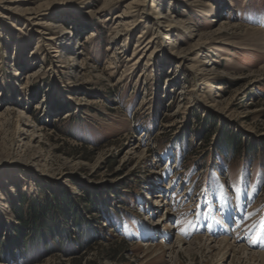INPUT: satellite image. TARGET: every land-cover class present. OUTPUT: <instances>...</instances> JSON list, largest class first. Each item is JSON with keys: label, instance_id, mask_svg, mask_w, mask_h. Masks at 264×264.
I'll use <instances>...</instances> for the list:
<instances>
[{"label": "rangeland", "instance_id": "rangeland-1", "mask_svg": "<svg viewBox=\"0 0 264 264\" xmlns=\"http://www.w3.org/2000/svg\"><path fill=\"white\" fill-rule=\"evenodd\" d=\"M196 238L264 253V0H0V264H263Z\"/></svg>", "mask_w": 264, "mask_h": 264}, {"label": "trees", "instance_id": "trees-1", "mask_svg": "<svg viewBox=\"0 0 264 264\" xmlns=\"http://www.w3.org/2000/svg\"><path fill=\"white\" fill-rule=\"evenodd\" d=\"M18 203V208L14 205L11 206V209L21 228L29 230L30 233L40 232L44 229L48 230V234L51 235L53 231L61 227L58 220L68 219L69 215L73 216L76 214L70 196L65 194V192L56 190H46L40 201L30 200L26 202L20 199ZM62 222L65 223L64 220ZM27 237V235L23 236L21 232L16 233V245L19 246L21 252L26 249L29 243ZM15 254L16 250L13 252V255ZM80 263V257H73L69 264Z\"/></svg>", "mask_w": 264, "mask_h": 264}, {"label": "bare ground", "instance_id": "bare-ground-1", "mask_svg": "<svg viewBox=\"0 0 264 264\" xmlns=\"http://www.w3.org/2000/svg\"><path fill=\"white\" fill-rule=\"evenodd\" d=\"M61 33H64V34H70V32L68 31H62ZM56 53V52H55ZM32 75H29V77H31ZM155 198H161L163 197L161 192H155ZM154 204L155 206H157V209H159V206H161V209H165L164 205H161L160 203H158L157 200L154 201ZM154 204H151L150 206H154ZM154 206V207H155ZM153 207V208H154ZM156 209V208H155ZM167 210V208H166ZM236 212V211H235ZM236 214V213H235ZM238 214V213H237ZM147 215V214H146ZM234 215V214H233ZM236 216V215H235ZM147 218V216L145 217ZM157 222H159L160 224L163 222V221H166L168 220V213L166 212L165 214L159 216L157 219ZM236 220V219H235ZM169 221V220H168ZM152 223H155V222H152ZM230 226V225H229ZM231 227V226H230ZM230 230H232L231 228L228 227V224H225L223 229H222V232H229ZM196 241H199L197 243V245H199L200 247H204L208 250H211V249H219V250H223L224 252L223 253H226L227 251H230V250H233L234 253H236L237 255H247L249 257V259H257L258 262H261L264 264V253L263 252H256V251H249L247 252V249L242 247V246H237V245H233L231 243H229L227 240L225 239H220L219 241H217V245H213V246H210V244L212 243V241L210 239H205V242L204 244H202V241L199 239V238H196L195 239ZM179 243H185L183 240H179ZM235 247L237 248V250L235 251ZM243 258H247V257H239V259H243Z\"/></svg>", "mask_w": 264, "mask_h": 264}, {"label": "snow or ice", "instance_id": "snow-or-ice-1", "mask_svg": "<svg viewBox=\"0 0 264 264\" xmlns=\"http://www.w3.org/2000/svg\"><path fill=\"white\" fill-rule=\"evenodd\" d=\"M233 186H235V187H238V182H236V184H235V185H233Z\"/></svg>", "mask_w": 264, "mask_h": 264}]
</instances>
